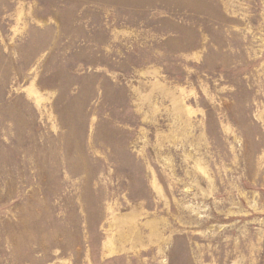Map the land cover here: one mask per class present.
<instances>
[{"label": "rangeland", "instance_id": "rangeland-1", "mask_svg": "<svg viewBox=\"0 0 264 264\" xmlns=\"http://www.w3.org/2000/svg\"><path fill=\"white\" fill-rule=\"evenodd\" d=\"M0 264H264V0H0Z\"/></svg>", "mask_w": 264, "mask_h": 264}]
</instances>
